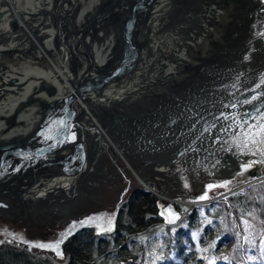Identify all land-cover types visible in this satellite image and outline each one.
<instances>
[{
  "label": "bare ground",
  "instance_id": "bare-ground-1",
  "mask_svg": "<svg viewBox=\"0 0 264 264\" xmlns=\"http://www.w3.org/2000/svg\"><path fill=\"white\" fill-rule=\"evenodd\" d=\"M130 1L0 0V147L43 142L55 129V144L63 141L44 160L21 164L19 154L0 168V198L8 202L0 214L49 222L81 213L99 201L93 189L102 184L106 149L163 200L184 186L177 158L196 185L200 174L229 176L249 157L264 158V144L245 137L264 124V12L254 0H155L129 22L133 64L83 97L75 91L116 67ZM68 94L81 115L71 125ZM229 104L236 106L217 119ZM133 156L146 160L142 173Z\"/></svg>",
  "mask_w": 264,
  "mask_h": 264
},
{
  "label": "trees",
  "instance_id": "trees-1",
  "mask_svg": "<svg viewBox=\"0 0 264 264\" xmlns=\"http://www.w3.org/2000/svg\"><path fill=\"white\" fill-rule=\"evenodd\" d=\"M147 206V212L153 214L152 201ZM207 217H211L210 220H206ZM162 220L147 219L142 223L144 228L141 232L133 231L128 225L132 222L133 226L138 220L121 222V234L109 231L104 235H93L97 250L90 253L78 242H71L65 248L66 259L60 264H154L160 262L162 257H165L164 264H216L217 258H226L224 264H264V182H254L236 189L225 200H214L192 208L182 224L183 231L178 235V230L172 224L162 225ZM202 224H208L211 229L204 232ZM192 229L199 239L194 241L197 247L191 250L184 243H190L188 235ZM246 231L249 239L241 244L240 233ZM205 235L211 241L217 236V240L205 244ZM0 264L55 262L36 257L22 248L6 245L0 247Z\"/></svg>",
  "mask_w": 264,
  "mask_h": 264
},
{
  "label": "rangeland",
  "instance_id": "rangeland-1",
  "mask_svg": "<svg viewBox=\"0 0 264 264\" xmlns=\"http://www.w3.org/2000/svg\"><path fill=\"white\" fill-rule=\"evenodd\" d=\"M231 107H235L234 104H229ZM227 106V107H229ZM238 106V105H237ZM240 107V106H238ZM81 115L75 116L73 121H76ZM50 124H52L50 122ZM53 126V125H52ZM124 150V149H123ZM103 155L100 158V165L101 167H105L104 170L101 172L100 179L102 180V184L97 186V188H94L93 190L95 192L99 193V201H95L91 199L92 201H89V204H86V209L81 211V213H78L75 215L76 218L83 217H92V216H98L103 219L108 218L114 214L117 207L120 206L126 199L129 197L131 198L133 193L135 192H143L144 199L146 197H149L146 199L144 204H142L143 207H148V203L152 201L154 206H162L164 203H167L168 201H172L173 205H176L178 209L180 208V202H186L189 206L188 209L182 210L180 213V218L176 222H168L164 218L162 220V225L165 223L172 224L176 230L177 235L183 231L182 224L185 222V217L190 212L192 208H195L196 206H201L205 203H211L212 201H219V200H225L226 196L233 193L236 189H242L245 186L249 184H254V182H264V180H257L254 182H250L253 177H251L249 174H237L235 177L230 178V180H222L221 182H213L207 183V185L204 184V177L200 174V184H193L188 179V175L186 172V164L185 161H183L181 158H177L174 161L173 167H174V173L180 174L182 178L183 188H178L177 192H174L170 194L172 199L163 200L161 195L156 193L152 187H154L153 184L148 183V186L146 185H140L138 183L136 175L133 173V171L128 167L125 160L119 153L116 152L115 149H106L103 153ZM130 163H132V167L135 168V170L139 173H142L143 170L147 169V163L146 160H141L135 156L130 158ZM259 166V172L260 175L264 177V163H260ZM261 177V176H260ZM138 189V190H137ZM137 190V191H136ZM202 196L198 197L197 199L194 198V195H200ZM252 194V193H251ZM207 197L202 199V197ZM129 198V199H130ZM88 201L86 198H80L78 201L79 203L82 201ZM192 201H200L201 203H197L195 205L190 204ZM1 202H5L4 204ZM74 202V201H73ZM84 203V202H83ZM8 207V202L0 198V208L4 209ZM195 210V209H194ZM198 210V208L196 209ZM205 210V208H204ZM198 212V211H197ZM231 216V212H228ZM65 217V216H64ZM68 217L65 218V221ZM184 218V219H183ZM211 217H207L206 220H210ZM69 219V218H68ZM131 226L130 228L133 229V231L141 232L143 230L142 224L137 223L132 226V222H129ZM208 223V222H207ZM181 224V225H180ZM161 225V226H162ZM65 224L60 219H55L54 221L47 222L44 218L43 219H35L30 217L27 213L23 216L18 215H8V214H0V247L2 246H8L12 245L15 247L22 248L23 250L29 251L32 255L36 257H43L46 259H52L55 264H60L66 259V253L63 251L61 252V249L59 252H55L56 250H53L52 247H41L40 245H54L55 241L57 240V237L60 235V231L63 229H66L64 227ZM110 225L108 223L103 224V226L99 227V232L96 233L98 236L104 235L105 233H108L110 230ZM246 227H249L247 224H245ZM77 227L75 226L74 229ZM202 229L204 232L208 229H211L209 225L202 224ZM73 230V229H71ZM71 231L68 232L70 234ZM95 234V233H94ZM93 234V235H94ZM195 230L192 229L191 233H189L188 237L190 238V243L186 241V244L184 243V246L186 245V248L191 249L197 247L194 241H197V235H195ZM207 235V234H206ZM206 237L205 244H209L210 242H215L217 240V236L214 238L213 241ZM108 236V235H106ZM213 238V237H212ZM205 239V238H204ZM249 239L248 232H241L240 233V242L243 244L246 242V240ZM74 242H78L77 244H81L84 246V248L90 253L94 252V250H97L96 242H94V239H92V236L83 235L81 239L77 240L74 239ZM77 240V241H76ZM189 240V239H188ZM180 241V242H181ZM229 245V243H228ZM228 245H225L226 247ZM64 247H62V250ZM260 250V247H259ZM66 251V249H65ZM59 253V254H58ZM96 256V255H95ZM94 258V257H93ZM81 260V259H80ZM100 260V259H99ZM226 262V258H217L216 264H224ZM165 263V257H162L160 259V262L154 263V264H164ZM137 264V263H136ZM140 264V263H138Z\"/></svg>",
  "mask_w": 264,
  "mask_h": 264
},
{
  "label": "water",
  "instance_id": "water-1",
  "mask_svg": "<svg viewBox=\"0 0 264 264\" xmlns=\"http://www.w3.org/2000/svg\"><path fill=\"white\" fill-rule=\"evenodd\" d=\"M154 1L155 0H131L130 3L124 8L126 11H124L125 13L122 15V18L120 21L121 22V33H122V44H123L121 57L118 63L116 64V67L112 69L111 71H109L107 74L101 77H97V79H93V80L86 81L85 83L77 84L75 86V89H76L75 91L80 92L81 97H83V94L81 92L87 91V89H94L92 87H94V85H97L98 82H100V86L107 83L109 80L116 78V76H118L119 73L124 70V68L129 66V64L130 65L133 64L136 58V55H137L136 54L137 44L134 42L133 32H132V28L130 27L129 22L133 24V21L135 22L139 17L147 13ZM254 2L264 12V0H254ZM72 96H73L72 94H68L65 96V99H64L65 103L63 104L64 105L63 111L66 112V117L64 119V123H66V125H71L75 123V121H73L75 118V112L71 110V108L69 107ZM232 108L233 107L231 106L229 107L223 106L222 108H219L216 114L217 119H219V117L229 114ZM65 130H66V127H65ZM64 133L65 132H63V136L65 135ZM242 135L243 133L241 134V137ZM57 138H59L58 129H55V132H53L52 135L49 136L48 139L44 140L43 142H39V143L37 142L34 144L24 142V143H18V144L12 143V144L2 145L0 147V168H2L4 164L6 165L8 162H10L9 159H12L13 156H16L19 154H22L25 157L24 162L21 164L26 163L27 160L28 162L35 161L36 159H39L40 161L41 159L44 160L48 153L55 152L59 147L63 146L62 139H60L59 142L55 144L57 142L56 140ZM229 148H233V147L229 146ZM7 153H9L8 156H6ZM5 156L8 158V160H6ZM249 158H250L249 161L248 160L243 161L240 164V166L235 168L234 169L235 171L229 176H221V177L203 176L205 179L203 181L204 184L207 185V183H210L211 181L221 182L222 180H230V178L235 177L237 174L243 175L246 173L254 178L250 182H254L257 180H264L263 176L261 177L256 176V174L260 173L258 168L261 165L260 163H264V158H261L259 156H253ZM249 164H252V166L248 167ZM186 169H187V166H186ZM202 195H203L202 193L199 196L194 195L195 196L194 198L197 199L198 197ZM197 203H201V202L192 201L190 204L195 205ZM179 205L181 209H178L176 205H173V202L170 200L167 203H164L160 207L159 212L166 221L176 222L180 218L181 211L189 208L186 202H180ZM76 227H80V226H76Z\"/></svg>",
  "mask_w": 264,
  "mask_h": 264
},
{
  "label": "flooded vegetation",
  "instance_id": "flooded-vegetation-1",
  "mask_svg": "<svg viewBox=\"0 0 264 264\" xmlns=\"http://www.w3.org/2000/svg\"><path fill=\"white\" fill-rule=\"evenodd\" d=\"M142 195L143 192L133 193L132 197L131 198L129 197L130 199L129 198L126 199L122 204H120V206L117 207L116 211L112 216L105 219L104 218L102 219L100 215L92 216V217L81 216V218H76L75 215L78 213L68 216L69 219L68 218L66 219L68 221H65V219L63 220L60 219L65 224L64 227H66V229L61 230L60 235L57 237V240H54L56 243L58 240L63 239V243L60 244L59 249H57L55 252H59L60 249L61 252L63 251L65 252V248L68 247L71 244V242H74V239L79 240L83 235L93 236V234L95 233L94 236L96 235L98 236V234L96 233H100L99 227L103 226V224L106 223L110 225L109 230L112 233L121 234L123 232L121 225H119V223L121 222L138 220L135 223L136 225L139 222L141 224L147 222V219L164 218L161 216L159 212L161 206L160 207L157 206L156 208V206H154L153 204V210H152L153 214H151L152 212L151 213L147 212V207L145 208L142 206V204H144L143 202H145V199ZM128 225H130V223H128ZM75 226H80V227L74 229ZM69 231H71L70 234H68ZM62 247H64L63 250Z\"/></svg>",
  "mask_w": 264,
  "mask_h": 264
},
{
  "label": "snow or ice",
  "instance_id": "snow-or-ice-1",
  "mask_svg": "<svg viewBox=\"0 0 264 264\" xmlns=\"http://www.w3.org/2000/svg\"><path fill=\"white\" fill-rule=\"evenodd\" d=\"M262 82H264V81H262ZM258 87H259V85H258ZM253 99H255V97H253ZM245 137L253 145L264 144V124L251 125L249 128V131L245 133ZM261 155H264V152H262ZM251 166H252V164L248 165V167H251ZM204 198H207V197L206 196L202 197V199H204ZM61 243H63V239L58 240L54 245H40V246L41 247H52L53 250H57V249H59V246Z\"/></svg>",
  "mask_w": 264,
  "mask_h": 264
}]
</instances>
